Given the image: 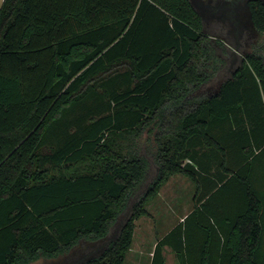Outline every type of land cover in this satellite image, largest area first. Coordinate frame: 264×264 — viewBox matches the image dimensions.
I'll list each match as a JSON object with an SVG mask.
<instances>
[{
    "label": "trees",
    "instance_id": "1",
    "mask_svg": "<svg viewBox=\"0 0 264 264\" xmlns=\"http://www.w3.org/2000/svg\"><path fill=\"white\" fill-rule=\"evenodd\" d=\"M251 11L264 33V4ZM211 47L191 0H4L0 264L105 237L146 176L137 151L146 132L157 176L118 236L84 264H124L162 187L182 174L201 189L198 168L214 185L157 236L150 264H167L166 247L180 264H264V55L246 54L200 97ZM198 145L210 152L200 156ZM214 154L215 164L202 160Z\"/></svg>",
    "mask_w": 264,
    "mask_h": 264
},
{
    "label": "rangeland",
    "instance_id": "2",
    "mask_svg": "<svg viewBox=\"0 0 264 264\" xmlns=\"http://www.w3.org/2000/svg\"><path fill=\"white\" fill-rule=\"evenodd\" d=\"M191 1L202 15L205 33L209 36L212 44V58L207 65L210 79L195 92V95L204 97L215 94L220 85L226 79L232 77L233 73L244 62L246 54L264 55V33L256 29L247 9L242 13L239 28L235 27L239 32L229 34L223 29L225 26L222 24L221 19L217 17V14L212 13L214 4L221 0ZM210 5L214 6L210 8ZM199 139H201L200 136H194L191 143ZM192 150L200 156L204 155V152H210V150H203L201 145ZM137 151L148 162L146 176L130 195L127 208L111 226L109 233L102 238H83L71 250L57 257L43 256L29 264H84L89 259L100 255L107 248L109 243L118 236L121 227L130 216L133 204L146 191L158 173L157 144L153 134L146 132L141 137ZM211 152L218 153L215 150H211ZM186 161L188 162L189 159L187 158ZM216 161L217 155L214 154L211 163L215 164ZM198 169L199 175H201V189L197 187L191 178L182 174L173 175L167 184L162 187L159 195L149 204L150 215L143 216L136 222L132 248L128 252L124 264H150L157 236H163L176 225L180 218L193 207L194 199L196 197L197 199L203 198L208 189L214 185V174L205 176L204 172L200 168ZM165 256L167 264H178L176 255L169 247L165 248Z\"/></svg>",
    "mask_w": 264,
    "mask_h": 264
},
{
    "label": "flooded vegetation",
    "instance_id": "3",
    "mask_svg": "<svg viewBox=\"0 0 264 264\" xmlns=\"http://www.w3.org/2000/svg\"><path fill=\"white\" fill-rule=\"evenodd\" d=\"M256 1L264 4V0H221L217 4H214L215 6L210 5V8L214 6V8H212V13L217 14V17L221 19L222 24L225 26L223 29L229 34L233 32L238 33L239 30L235 27L239 28L241 24L240 19H242V13L245 9L249 11L250 18L253 22L251 6Z\"/></svg>",
    "mask_w": 264,
    "mask_h": 264
},
{
    "label": "crops",
    "instance_id": "4",
    "mask_svg": "<svg viewBox=\"0 0 264 264\" xmlns=\"http://www.w3.org/2000/svg\"><path fill=\"white\" fill-rule=\"evenodd\" d=\"M3 2H4V0H0V7H1V5L3 4ZM202 160H204V161H206V162H208V163L211 164V158H209V156H206L205 158H202ZM212 187H213V186H212ZM212 187H211V188H212ZM211 188L208 189L206 195H205L203 198H199V199H197V197H196V199H194V201H193V202H194L193 207L190 209V211H188V213H186L185 215H183L177 223H179L180 221H182V220H183V219H184V218H185V217H186V216H187V215H188V214L194 209V206H195L196 202H197V204H200L203 200H205V198L208 196V194H209ZM195 200H196V201H195ZM177 223H176V224H177ZM174 226H175V225H174ZM174 226H173V227H174ZM173 227H172V228H173ZM172 228H171V229H172ZM171 229H169V230H171ZM169 230H168V231H169ZM168 231H167V232H168ZM167 232H166V233H167ZM166 233H165V234H166ZM166 248H167V247H166ZM164 253H165V251H164ZM176 258H177V257H176ZM177 261H178V260H177ZM178 264H180L179 261H178Z\"/></svg>",
    "mask_w": 264,
    "mask_h": 264
}]
</instances>
